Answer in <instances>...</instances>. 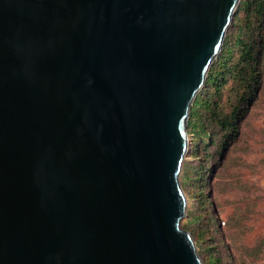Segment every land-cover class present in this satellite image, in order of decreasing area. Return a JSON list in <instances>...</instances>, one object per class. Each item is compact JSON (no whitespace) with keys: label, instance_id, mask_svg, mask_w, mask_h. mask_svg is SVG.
Here are the masks:
<instances>
[{"label":"water","instance_id":"water-1","mask_svg":"<svg viewBox=\"0 0 264 264\" xmlns=\"http://www.w3.org/2000/svg\"><path fill=\"white\" fill-rule=\"evenodd\" d=\"M238 2L0 0V264H203L179 174Z\"/></svg>","mask_w":264,"mask_h":264},{"label":"rangeland","instance_id":"rangeland-1","mask_svg":"<svg viewBox=\"0 0 264 264\" xmlns=\"http://www.w3.org/2000/svg\"><path fill=\"white\" fill-rule=\"evenodd\" d=\"M240 1L213 61L216 83L202 87L212 111L187 133L179 174L187 202L181 226L203 264H264V0ZM216 216L220 230L210 231Z\"/></svg>","mask_w":264,"mask_h":264},{"label":"trees","instance_id":"trees-1","mask_svg":"<svg viewBox=\"0 0 264 264\" xmlns=\"http://www.w3.org/2000/svg\"><path fill=\"white\" fill-rule=\"evenodd\" d=\"M256 3H257L258 9H262V5L259 4L258 1H256ZM240 5L241 6L247 5L246 0H241L240 1ZM260 12H262V10ZM224 45H226V43L225 44L224 43L222 44V46H224ZM245 56H247L249 58L251 57L248 53ZM251 59H252V57H251ZM213 64H214V62H212L211 66H210V68H209V70L207 72V76H206L205 82H204V84H203L202 87L209 86V84H212L213 82H214V84L216 83L215 81H216L217 78L215 77V75L212 72ZM202 87L199 89V91L195 95V97L193 99V102L191 104L190 110H189V118H188V124H187V133L189 135L194 133V128L197 126V122L196 121L198 119L202 123V120L200 118L201 112L204 111V110L212 111L211 108L209 107L210 101H207V99L209 100V96H207L206 98H204L201 95ZM235 113H236L235 111L232 112V118H234L233 115ZM218 121L221 122V119L219 118ZM229 125H230V121L222 122L223 129L229 128ZM198 128L200 129V131L205 132L204 131L205 129L203 128V126L202 127L198 126ZM196 133L197 134H200V133H198V129L196 130ZM194 147H195V145H194ZM219 222L220 221H219V219L216 216V221H215V218L213 220V224H214L213 226H214V228L211 230V227H210V231H218V230H220L218 228ZM209 239L212 240V242L214 244L215 239L214 238H210V237H209ZM214 249H215V246H210L208 248L209 253L212 252V251H214Z\"/></svg>","mask_w":264,"mask_h":264}]
</instances>
